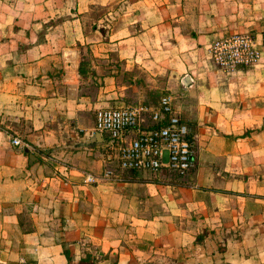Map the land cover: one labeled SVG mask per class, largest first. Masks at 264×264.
Returning <instances> with one entry per match:
<instances>
[{"label":"crops","instance_id":"1","mask_svg":"<svg viewBox=\"0 0 264 264\" xmlns=\"http://www.w3.org/2000/svg\"><path fill=\"white\" fill-rule=\"evenodd\" d=\"M244 31L264 0H0V264H264V51L206 54ZM164 92L194 166L119 168L95 109Z\"/></svg>","mask_w":264,"mask_h":264},{"label":"built area","instance_id":"2","mask_svg":"<svg viewBox=\"0 0 264 264\" xmlns=\"http://www.w3.org/2000/svg\"><path fill=\"white\" fill-rule=\"evenodd\" d=\"M263 51L257 46L256 36L248 31L223 35L206 46L211 64L223 71L251 66L258 62ZM94 128L107 133V146L116 150L117 165L121 169L167 168L182 173L195 164L190 128L174 111L170 92L162 93L153 104L139 101L99 106L94 112ZM11 141L26 144L19 136H12ZM113 174L111 168L101 173L106 177ZM97 179L93 173L85 177L89 182Z\"/></svg>","mask_w":264,"mask_h":264},{"label":"rangeland","instance_id":"3","mask_svg":"<svg viewBox=\"0 0 264 264\" xmlns=\"http://www.w3.org/2000/svg\"><path fill=\"white\" fill-rule=\"evenodd\" d=\"M207 54V53H206ZM84 68L85 69H87L88 71H90V69H91V67L88 65V62L86 61H84ZM216 68V67H215ZM218 69V68H217ZM93 70H94V68H93ZM90 73V72H89ZM89 73H85V74H89ZM86 84V83H85ZM125 103H127V102H125ZM130 103V102H129ZM131 103H133V102H131ZM134 103H136V102H134ZM110 159H112V158H110ZM112 164H114V162L112 163ZM109 168H111L112 170H114L115 171V169L111 166V162H110V165H109Z\"/></svg>","mask_w":264,"mask_h":264},{"label":"trees","instance_id":"4","mask_svg":"<svg viewBox=\"0 0 264 264\" xmlns=\"http://www.w3.org/2000/svg\"><path fill=\"white\" fill-rule=\"evenodd\" d=\"M161 95V94H160ZM140 102H146V103H151L150 101H140ZM118 104H133V103H118ZM153 104V103H152ZM113 106V105H117V104H107V105H102V106ZM175 172V171H174Z\"/></svg>","mask_w":264,"mask_h":264}]
</instances>
